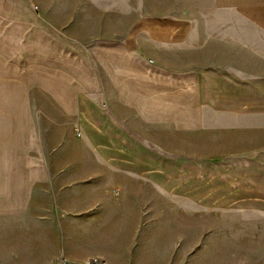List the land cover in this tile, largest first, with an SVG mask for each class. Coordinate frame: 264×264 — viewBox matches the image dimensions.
I'll return each instance as SVG.
<instances>
[{
	"label": "crops",
	"instance_id": "1",
	"mask_svg": "<svg viewBox=\"0 0 264 264\" xmlns=\"http://www.w3.org/2000/svg\"><path fill=\"white\" fill-rule=\"evenodd\" d=\"M111 1L0 0V264H127L156 184L264 214V0Z\"/></svg>",
	"mask_w": 264,
	"mask_h": 264
},
{
	"label": "rangeland",
	"instance_id": "2",
	"mask_svg": "<svg viewBox=\"0 0 264 264\" xmlns=\"http://www.w3.org/2000/svg\"><path fill=\"white\" fill-rule=\"evenodd\" d=\"M115 4V0L107 4L111 13ZM117 4L121 7L122 0ZM137 4L136 0H124V20L128 23L135 15L128 5ZM167 6L173 3L140 0L138 7L151 13L165 11ZM197 182L184 183L188 189L183 195L178 182L155 185L156 209L143 212L142 227L127 264H264V214L213 210L206 202L209 196L200 202L195 199L201 189H196ZM97 261L108 264L96 255L87 264Z\"/></svg>",
	"mask_w": 264,
	"mask_h": 264
},
{
	"label": "built area",
	"instance_id": "3",
	"mask_svg": "<svg viewBox=\"0 0 264 264\" xmlns=\"http://www.w3.org/2000/svg\"><path fill=\"white\" fill-rule=\"evenodd\" d=\"M52 264H70L64 257L56 258Z\"/></svg>",
	"mask_w": 264,
	"mask_h": 264
}]
</instances>
